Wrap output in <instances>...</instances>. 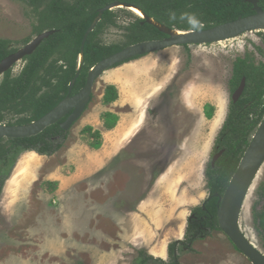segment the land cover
<instances>
[{"label": "rangeland", "instance_id": "374dc122", "mask_svg": "<svg viewBox=\"0 0 264 264\" xmlns=\"http://www.w3.org/2000/svg\"><path fill=\"white\" fill-rule=\"evenodd\" d=\"M27 1L0 0V39L11 41L13 48L23 47L34 37L37 18ZM113 13L118 17L117 26L106 28L100 41L123 45V27L136 16L124 8ZM246 56L264 63V39L257 32L212 45L174 47L146 55L106 71L96 81L92 100L68 131L63 148H68L69 140L82 139L92 145V140L79 135L80 129L88 123L86 118L98 116L102 110L106 87L118 85L119 99L110 109L121 123L111 132L105 131L102 145L104 141L106 145L100 153L108 155V168L93 178L77 176L80 182L86 180L89 200L95 197L105 203L110 200L112 207L116 204L113 214L125 217V232L131 235L126 234L124 244L110 237L108 244L100 246V259L110 256L108 264H134L140 250L156 257L154 250L184 238L175 231L178 223L186 231L194 209L209 198L206 172L232 102L229 83L233 66ZM23 65L19 63L14 74ZM207 105L214 108L212 119L206 117ZM16 121L17 117L6 116L5 123ZM60 152L44 158L24 153L8 177L0 203V264H21L19 258L36 257L46 259V264H98L95 245L88 244L91 253H75L67 244L51 246L59 222L66 224L70 219L69 212L59 216L62 196L54 195L57 187L48 185L49 179H54L51 173L66 163L65 157L58 156ZM66 168L72 174L77 170L75 165ZM3 176L7 177V172ZM262 184L264 165L244 203L240 228L264 253L263 237L254 221V208L263 205L259 195ZM193 247L195 253L180 248L181 264H252L221 230L212 231Z\"/></svg>", "mask_w": 264, "mask_h": 264}, {"label": "trees", "instance_id": "16d2710c", "mask_svg": "<svg viewBox=\"0 0 264 264\" xmlns=\"http://www.w3.org/2000/svg\"><path fill=\"white\" fill-rule=\"evenodd\" d=\"M115 2L134 5L154 21L179 31L205 30L254 14L253 6L245 0H29L27 3L35 7L36 11L47 5L39 12L40 26L37 27V32H57L33 56L28 57L29 64L20 78L9 80L7 77L1 86L0 122L3 120L2 111L5 110L30 114L29 118L20 120L18 125L38 121L68 95L70 84L78 73L74 93L85 87L90 70L100 61L124 47L167 37L142 19L126 28L128 41L123 47L102 45L100 35L107 26L116 24V15L108 11L87 40L79 72L81 46L86 32L98 17L99 11ZM65 4L71 6L64 7ZM259 5L264 10V0H259ZM173 14L175 19L171 18ZM258 34L264 39V32ZM7 44V41L0 40V62L9 55ZM60 62L63 64L60 65ZM244 79L246 89L237 103L232 100L228 116L215 142L213 155L221 151L224 153L214 166L212 163L208 165L206 177L210 197L205 206L194 209L195 217L189 218L183 240L169 244L167 260L140 250L134 264H181V247L186 252L195 253V242L206 239L212 231L221 230L217 215L218 198L215 195H224L252 137L264 119V63L257 62L251 56L238 58L229 83L232 95ZM118 99L119 91L116 86H107L104 104H112ZM205 114L208 119H212L214 108L207 105ZM103 118L108 129H113L118 124L119 118L113 113H106ZM67 134L60 124H55L32 138L0 141V203L8 177L14 171L20 155L31 151L40 156L51 157L63 148ZM82 135L92 140V148L99 149L102 146L101 132L92 127L84 128ZM4 172H7V177L3 176ZM259 195L264 202L263 184L259 188ZM254 221L264 241V205L254 208Z\"/></svg>", "mask_w": 264, "mask_h": 264}, {"label": "water", "instance_id": "95a60500", "mask_svg": "<svg viewBox=\"0 0 264 264\" xmlns=\"http://www.w3.org/2000/svg\"><path fill=\"white\" fill-rule=\"evenodd\" d=\"M253 6L254 14L248 17H240L236 21L215 26L205 30L179 31L154 21L148 17L140 8L129 4L115 2L99 11L91 27L85 34L82 42L79 58L78 71L80 72L84 61V49L91 33L95 30L103 15L107 11L116 8L136 9L142 12L144 17H140L146 23L155 26L162 33L167 35L163 40L145 41L131 45L122 51L97 63L89 72L85 87L76 95L71 96L76 79L70 84L69 96L61 101L52 111L43 116L38 121L23 126H7L0 124V141L7 139H26L32 138L43 133L47 128L55 125L60 120L68 116L67 120L61 124L63 131H69L84 115L88 105L92 100L93 90L96 81L108 70L118 65L125 64L137 57L159 53L174 47L203 46L221 43L224 41L239 38L247 33L264 32V10L259 5V0H245ZM56 31H49L39 35L24 49L6 58L0 64V75L8 71L16 62L33 54L40 44ZM246 89V79L242 81L239 89L232 95V100L237 103ZM223 151L214 156L212 165L223 155ZM264 165V119L258 130L252 137L235 174L233 175L227 190L223 196L215 195L218 198V223L233 245L248 259L252 264H264V253L257 249L246 237L240 228V217L244 203L248 194L255 183V180ZM209 199V198H208ZM205 206V205H203ZM186 232V231H185ZM185 235V234H184ZM183 240V239H181ZM180 240V241H181Z\"/></svg>", "mask_w": 264, "mask_h": 264}, {"label": "crops", "instance_id": "0c3cea01", "mask_svg": "<svg viewBox=\"0 0 264 264\" xmlns=\"http://www.w3.org/2000/svg\"><path fill=\"white\" fill-rule=\"evenodd\" d=\"M116 86V88L119 91L120 94V87L116 84H111ZM109 86V85H108ZM105 94V91H104ZM103 94V98H104ZM102 98V110H100V113L98 116L91 114V116L87 119L86 123L83 128L80 129V134H82V131L86 127H92L95 131L101 132L103 138H106L107 134L106 132H111L113 129H108L105 126V120L104 115L106 113H112L113 111L110 109V106L113 104L106 105L103 102ZM115 104V103H114ZM117 104V102H116ZM117 115V113H113ZM121 123V121H118ZM118 123V124H119ZM84 124V123H83ZM117 124V125H118ZM81 137H84L81 135ZM69 143V146L67 145ZM106 141L103 142L104 145H102L101 148L95 149L86 144L82 139H79L78 141L69 140L66 143L67 147L62 148L60 150L61 152L58 153V156L65 157L66 163L62 167H59L58 170H55L51 174H53L54 179H49L48 185L50 187H54L57 189L55 190L56 196H62L61 199V205L59 209V216L69 212L70 219L68 223L63 224V222H59L60 230L56 233V235H52L54 237V240L52 242V247H55V245H68L71 246L75 253H86L92 251V248H88V244L95 245L96 250L95 255L92 253L91 255H94V257L98 258L99 262L98 264H108L111 260L110 256L107 257H100L102 254V249L100 248L101 245H105L109 243V239L115 238L114 241H123L125 240L126 234L128 236H131L130 233L125 232V217L121 215V218L118 216H114L113 211L116 210V204L114 207H112L113 203L110 205L109 201L105 203V201H101L99 198L92 197L91 200H89V195L91 192L88 188L85 189L84 182L86 180H80L77 178V176H81L82 179H88L93 178L96 175L100 173H105L106 169L108 168L109 161L108 155L104 154L100 156V153H103V150L105 149ZM71 145V146H70ZM107 148V146H106ZM34 154V152H31ZM113 154V153H112ZM34 155H38L35 153ZM117 155V154H113ZM46 157V156H40ZM55 156V155H54ZM52 156V157H54ZM70 165H75L77 167L76 172L72 174L67 170L66 167H69ZM83 173H82V172ZM83 174V176H82ZM90 185H92V182H88ZM100 184V183H99ZM98 184V185H99ZM59 185V187H58ZM102 192V191H101ZM89 193V195H88ZM102 195V194H101ZM54 204H57V201L54 200ZM46 209L48 208V204L44 203V206ZM115 211V213H116ZM113 214V216H111ZM110 215V217H109ZM121 229V231H120ZM135 229V227H133ZM185 229L181 225V223H178V227L175 231V234L177 236L183 235ZM62 232L64 234H62ZM128 232V231H127ZM59 233V236L57 234ZM116 243V242H115ZM62 245V246H63ZM112 245V244H111ZM168 245H163L162 248L158 250H154L153 254L165 260V258L168 256ZM94 248V247H93ZM53 249V248H52ZM57 249V246H56ZM64 249V248H63ZM71 250V249H70ZM60 251V250H59ZM69 251V249H68ZM20 257V256H19ZM95 258V259H96ZM21 264H46L45 260H40L39 257H36L35 259H27L22 260ZM75 260V259H74ZM39 263H38V262ZM5 264V263H4ZM7 264V263H6ZM13 264H19V263H13Z\"/></svg>", "mask_w": 264, "mask_h": 264}, {"label": "flooded vegetation", "instance_id": "af4514ba", "mask_svg": "<svg viewBox=\"0 0 264 264\" xmlns=\"http://www.w3.org/2000/svg\"><path fill=\"white\" fill-rule=\"evenodd\" d=\"M63 1H65V2H68V1H73V0H63ZM27 3V2H26ZM120 3V2H119ZM113 4V3H112ZM123 4V3H122ZM27 5L29 6V8L31 9V11H32V13L36 16V18H37V22H36V24L34 25V27H33V38H31V39H29L26 43H25V45L23 46V47H20V48H13L12 47V42L11 41H9V40H7V39H0V40H3V41H7L8 42V44H7V51H9V55L7 56V57H5L2 61H4L6 58H8V57H10V56H12V55H14V54H16L18 51H20L21 49H24L26 46H28L33 40H35L39 35H41V34H44V33H46V32H49V31H56L57 32V30H47V31H43V32H37V27L38 26H40V22H39V20H40V15H39V12H41V11H43L44 10V7H47V5H43L42 6V8L39 10V11H36V9H35V7H32V6H30L28 3H27ZM111 5V4H110ZM130 5V4H129ZM69 6H71V5H69V4H65L64 5V7H69ZM108 6V5H107ZM134 6V5H133ZM136 7V6H135ZM120 8H123V7H120ZM124 9H126V8H124ZM114 10L115 9H113L112 10V12H114ZM130 11V10H129ZM108 12V11H107ZM115 15H116V13H114ZM134 14V13H133ZM105 15V14H104ZM103 15V16H104ZM135 15V14H134ZM136 16V15H135ZM116 17H117V15H116ZM103 18V17H102ZM118 18V17H117ZM117 18H116V24L115 25H110V26H107L106 28H108V27H115V26H117ZM137 20H142L140 17H138V16H136V19H135V21L134 22H131L130 24H128L127 25V27H129L131 24H134ZM101 21H102V19H101ZM100 21V22H101ZM99 22V23H100ZM99 25V24H98ZM97 25V26H98ZM127 27H123V31H124V39H125V42H124V44L123 45H119V44H114V45H118V46H124L125 45V43L128 41V38H127V35H128V32H127V30H126V28ZM97 28V27H96ZM95 28V29H96ZM105 28V29H106ZM95 31V30H94ZM93 31V32H94ZM56 32L53 34V35H55L56 34ZM92 32V33H93ZM91 33V34H92ZM53 35H51L50 37H52ZM101 36V35H100ZM49 37V38H50ZM49 38H47V39H45L41 44H40V46L36 49V51L33 53V54H31V55H28V56H26L24 59H22V60H19L18 62H16L8 71H6V72H4L2 75H0V88H1V86L3 85V83L5 82V80L7 79V77L9 78V80H16V79H18V78H20L22 75H23V72L25 71V69H26V67L28 66V64H29V59H28V57H30V56H33L37 51H38V49L43 45V43L46 41V40H48ZM165 39V38H164ZM163 40V39H162ZM154 41V40H153ZM102 43V42H101ZM102 45H105V44H103L102 43ZM135 45V44H134ZM106 46H111V45H106ZM131 46V45H130ZM127 47H129V46H127ZM127 47H124L123 49H125V48H127ZM186 47V46H185ZM189 47H191V46H189ZM122 49V50H123ZM121 50V51H122ZM120 52V51H119ZM118 53V52H117ZM116 54V53H115ZM114 55V54H113ZM144 57V56H143ZM57 58V57H56ZM137 58H141V57H137ZM137 58H135V59H137ZM135 59H133V60H135ZM2 61L0 62V64L2 63ZM19 63H24V65H23V67L19 70V71H15V74H14V69L16 68V67H18V64ZM60 65L61 64H63V62H60L59 63ZM75 87V86H74ZM46 90V89H45ZM44 90V91H45ZM70 90V89H69ZM73 90H74V88H73ZM43 91V92H44ZM42 92V93H43ZM80 92V91H79ZM79 92H77V93H74V91H72V93H71V96H74V95H76V94H78ZM69 96V92H68V95L66 96V97H68ZM65 97V98H66ZM64 98V99H65ZM63 99V100H64ZM62 100V101H63ZM7 115H12V116H14V117H17V121L15 122V123H5V121H6V116ZM2 116H3V120H2V122H0V124H2V125H7V126H23V125H18V123H19V121L20 120H22V119H27V118H29L30 117V114L29 113H24V114H17V113H15V112H13V111H11V110H5V111H2ZM69 116V115H68ZM68 116H66L65 118H63L62 120H60L58 123H56V124H62L63 122H65L66 120H67V118H68ZM65 132H68V131H65ZM42 134V133H41ZM61 139V138H60ZM4 140H7V139H4ZM1 141H3V140H1ZM31 152V151H30ZM224 152V151H223ZM24 153H27V152H23L22 154H24ZM34 153H36V152H34ZM220 153V152H219ZM21 154V155H22ZM215 155H217V154H215ZM215 155H213V158H214V156ZM212 161H213V159H212ZM212 161H211V163H212ZM209 197H210V195H209ZM208 200V199H207ZM204 205H205V203H204ZM263 205H264V202H263ZM204 207V206H203ZM195 217V215H194V213L192 212V214H191V216H190V218H194Z\"/></svg>", "mask_w": 264, "mask_h": 264}, {"label": "bare ground", "instance_id": "6f19581e", "mask_svg": "<svg viewBox=\"0 0 264 264\" xmlns=\"http://www.w3.org/2000/svg\"><path fill=\"white\" fill-rule=\"evenodd\" d=\"M130 12L134 13L136 16L138 17H144L142 12H140L139 10L136 9H130ZM34 155V154H33ZM37 156V155H36Z\"/></svg>", "mask_w": 264, "mask_h": 264}, {"label": "clouds", "instance_id": "9594fccd", "mask_svg": "<svg viewBox=\"0 0 264 264\" xmlns=\"http://www.w3.org/2000/svg\"><path fill=\"white\" fill-rule=\"evenodd\" d=\"M184 15L186 16V15H188V14H184ZM171 18H172V19H175V15L173 14ZM182 18H183V17H182ZM192 22L194 23L195 21H192Z\"/></svg>", "mask_w": 264, "mask_h": 264}]
</instances>
